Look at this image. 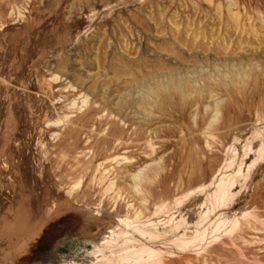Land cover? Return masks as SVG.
<instances>
[{"label": "rangeland", "instance_id": "374dc122", "mask_svg": "<svg viewBox=\"0 0 264 264\" xmlns=\"http://www.w3.org/2000/svg\"><path fill=\"white\" fill-rule=\"evenodd\" d=\"M127 237L264 264V0H0V264H102Z\"/></svg>", "mask_w": 264, "mask_h": 264}, {"label": "bare ground", "instance_id": "6f19581e", "mask_svg": "<svg viewBox=\"0 0 264 264\" xmlns=\"http://www.w3.org/2000/svg\"><path fill=\"white\" fill-rule=\"evenodd\" d=\"M176 75V74H175ZM157 77V76H156ZM172 77V76H171ZM209 79V78H208ZM176 80V78H175ZM179 80V79H178ZM176 80V81H178ZM173 81V80H172ZM171 81V82H172ZM181 81V80H179ZM189 81V80H187ZM165 82V81H164ZM159 83V82H158ZM192 83V82H190ZM215 83V82H214ZM165 84V83H164ZM167 84V83H166ZM165 84V85H166ZM168 84L169 83L168 81ZM167 84V85H168ZM186 84V83H185ZM193 84V83H192ZM157 85V84H156ZM197 85V84H194ZM160 86V85H159ZM157 87L160 89V87ZM161 86H164L163 83L161 84ZM179 86V85H178ZM181 86V85H180ZM184 86V84H183ZM221 86V85H220ZM207 87V86H206ZM204 87H202L203 89ZM164 89V87H163ZM156 90V89H155ZM158 90V89H157ZM177 90V89H176ZM180 90V89H179ZM161 91V90H160ZM167 91H169V89H167ZM172 91V90H171ZM174 91V90H173ZM172 91V92H173ZM178 91V90H177ZM197 91V90H196ZM170 92V91H169ZM189 92V91H188ZM193 92V91H192ZM162 93V91H161ZM165 93V92H163ZM184 93V92H183ZM170 94V93H169ZM168 94V95H169ZM152 96V93L150 94ZM185 95V94H183ZM154 96V95H153ZM162 97V96H161ZM187 97V96H186ZM200 97V94H199ZM151 98V97H150ZM155 98V97H154ZM157 98V97H156ZM166 98V97H165ZM202 97L198 98L201 99ZM203 99V98H202ZM150 100V99H149ZM153 100V99H152ZM143 101V100H142ZM147 101V100H146ZM197 101V100H196ZM150 102V101H149ZM202 102V101H201ZM166 103V102H165ZM199 103V102H198ZM142 104V102L140 103V105ZM144 104V103H143ZM132 105V104H130ZM134 105V104H133ZM139 106V105H138ZM147 106V103H146ZM124 107V106H123ZM134 107V106H133ZM132 107V108H133ZM131 109V107H130ZM122 110V109H121ZM148 110V109H146ZM257 161H253V163L250 165L251 167H254L256 165ZM229 178V177H228ZM235 189H237V180L232 179V180H228L225 177H222L217 185H216V191H215V197H216V201L221 205V206H226L228 205L232 199L236 196V192L234 191ZM219 208V207H218ZM184 224V221H181L179 223H177L174 227L175 230H179L182 225ZM213 228L211 230V233H221V230H225L227 233L232 232L235 228H237L239 221L238 220H234L232 223L229 222V220L226 219H217L215 222H213ZM197 225L199 226L200 223H197ZM139 234L141 235V237H145V238H149V239H154V241H161L164 237L163 235L159 234V233H154L150 230H143L141 228H137L136 229ZM207 228H197L193 235H191L190 237H184V236H180L179 238H177L176 240L173 241V243L176 244V246L179 249H189L192 246L196 247L200 246L203 244V241L206 238L207 235ZM187 234V233H186ZM185 234V235H186ZM214 235V234H212ZM221 235V234H220ZM218 236V235H216ZM112 241H110L109 243H111ZM115 248L117 250H114L113 252V257H110L108 259V257L106 258V260L104 261V263L102 264H165L163 258H162V253L160 251V249H155L151 246H148L146 243L142 242L140 239L134 238V237H127L124 238V240L122 241V243L117 244L116 246H112V248Z\"/></svg>", "mask_w": 264, "mask_h": 264}]
</instances>
